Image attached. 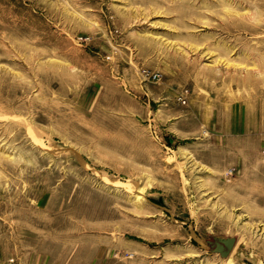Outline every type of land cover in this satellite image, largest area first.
Here are the masks:
<instances>
[{
  "label": "rangeland",
  "instance_id": "rangeland-1",
  "mask_svg": "<svg viewBox=\"0 0 264 264\" xmlns=\"http://www.w3.org/2000/svg\"><path fill=\"white\" fill-rule=\"evenodd\" d=\"M0 264H264V0H0Z\"/></svg>",
  "mask_w": 264,
  "mask_h": 264
},
{
  "label": "built area",
  "instance_id": "built-area-1",
  "mask_svg": "<svg viewBox=\"0 0 264 264\" xmlns=\"http://www.w3.org/2000/svg\"><path fill=\"white\" fill-rule=\"evenodd\" d=\"M153 77L156 79L158 77V74L154 73Z\"/></svg>",
  "mask_w": 264,
  "mask_h": 264
}]
</instances>
